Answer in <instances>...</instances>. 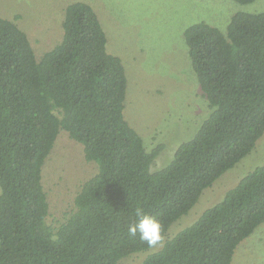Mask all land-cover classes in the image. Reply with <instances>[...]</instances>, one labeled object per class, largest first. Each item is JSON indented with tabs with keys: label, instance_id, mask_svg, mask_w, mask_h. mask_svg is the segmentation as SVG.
I'll return each instance as SVG.
<instances>
[{
	"label": "trees",
	"instance_id": "trees-1",
	"mask_svg": "<svg viewBox=\"0 0 264 264\" xmlns=\"http://www.w3.org/2000/svg\"><path fill=\"white\" fill-rule=\"evenodd\" d=\"M62 25L61 41L38 58L28 35L0 17V264H119L150 248L127 232L137 206L158 219L164 237L141 264H231L264 223V165L166 234L264 133V11H237L224 31L203 21L184 30L210 111L157 170L151 165L163 146L147 151L124 118L125 68L107 50L93 7L68 4ZM62 130L97 172L53 227L42 167Z\"/></svg>",
	"mask_w": 264,
	"mask_h": 264
},
{
	"label": "rangeland",
	"instance_id": "rangeland-1",
	"mask_svg": "<svg viewBox=\"0 0 264 264\" xmlns=\"http://www.w3.org/2000/svg\"><path fill=\"white\" fill-rule=\"evenodd\" d=\"M74 1L93 7L106 33L107 50L122 60L127 77L124 118L147 151L163 146L152 170L172 158L210 111L191 65L184 30L203 21L224 31L235 12L264 11V0L247 4L235 0H0V17L15 21L40 58L61 41L65 7ZM260 165H264V133L250 153L203 190L166 237L197 220ZM96 172V163L85 158L82 144L60 131L42 167L50 225L58 226L73 211L81 184ZM160 247L130 254L119 264H141ZM231 264H264V223L237 246Z\"/></svg>",
	"mask_w": 264,
	"mask_h": 264
},
{
	"label": "clouds",
	"instance_id": "clouds-1",
	"mask_svg": "<svg viewBox=\"0 0 264 264\" xmlns=\"http://www.w3.org/2000/svg\"><path fill=\"white\" fill-rule=\"evenodd\" d=\"M134 220L127 224L129 236L136 237L144 242L148 247L155 248L163 243V234L158 219L145 210L137 206L133 209Z\"/></svg>",
	"mask_w": 264,
	"mask_h": 264
}]
</instances>
